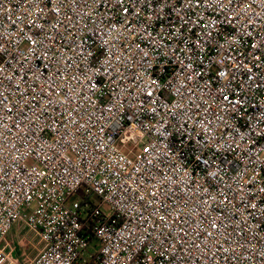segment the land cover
Returning <instances> with one entry per match:
<instances>
[{
	"label": "built area",
	"instance_id": "built-area-1",
	"mask_svg": "<svg viewBox=\"0 0 264 264\" xmlns=\"http://www.w3.org/2000/svg\"><path fill=\"white\" fill-rule=\"evenodd\" d=\"M19 221L25 264H264V0H0V264Z\"/></svg>",
	"mask_w": 264,
	"mask_h": 264
},
{
	"label": "rangeland",
	"instance_id": "rangeland-1",
	"mask_svg": "<svg viewBox=\"0 0 264 264\" xmlns=\"http://www.w3.org/2000/svg\"><path fill=\"white\" fill-rule=\"evenodd\" d=\"M95 201L96 198H95ZM105 209L106 206H104ZM6 252L14 260L29 262L42 249V243L32 232H29L22 221H19L4 241ZM95 243H92L93 246Z\"/></svg>",
	"mask_w": 264,
	"mask_h": 264
},
{
	"label": "crops",
	"instance_id": "crops-1",
	"mask_svg": "<svg viewBox=\"0 0 264 264\" xmlns=\"http://www.w3.org/2000/svg\"><path fill=\"white\" fill-rule=\"evenodd\" d=\"M14 227H15V226H14ZM14 227H13V229H14ZM13 229H12V230H13ZM12 230H11V231H12ZM11 231H10V232H11ZM10 232H9V233H10ZM20 263H21V264H25L26 262H24V261H20Z\"/></svg>",
	"mask_w": 264,
	"mask_h": 264
}]
</instances>
